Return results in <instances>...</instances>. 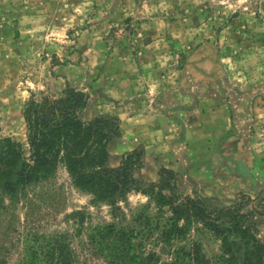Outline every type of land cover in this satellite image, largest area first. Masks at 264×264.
<instances>
[{
  "label": "rangeland",
  "instance_id": "rangeland-1",
  "mask_svg": "<svg viewBox=\"0 0 264 264\" xmlns=\"http://www.w3.org/2000/svg\"><path fill=\"white\" fill-rule=\"evenodd\" d=\"M66 85L87 93L84 118L124 121L111 165L142 145L145 182L166 167L183 194L217 206L244 196L264 239V0H0V134L25 142L24 103ZM169 214L135 190L96 201L58 166L15 195L0 188V264L55 235L74 264H111L97 234L107 226L162 262L192 243L215 261L220 240L200 223L162 240Z\"/></svg>",
  "mask_w": 264,
  "mask_h": 264
},
{
  "label": "trees",
  "instance_id": "trees-1",
  "mask_svg": "<svg viewBox=\"0 0 264 264\" xmlns=\"http://www.w3.org/2000/svg\"><path fill=\"white\" fill-rule=\"evenodd\" d=\"M87 103V93L69 85L58 93L31 94L22 109L25 142L0 134L1 191L15 195L63 166L72 184L96 201L113 206L135 190L149 194L157 206H166L170 214L160 231L165 242L184 237L193 222L220 240V251L213 262L197 243L174 249L170 260L162 262L153 252L135 253L131 236L123 229L107 226L97 234L102 239L100 247L108 249L106 257L111 264H264V239L258 236L255 205L246 206L241 200L244 196L217 206L196 192L183 194L178 190L179 175L171 168H159V180L145 182L136 174L144 164L142 145L125 151L118 164L111 165L109 144L120 137L119 118L98 114L86 119L83 114ZM105 238L110 242L104 244ZM26 254L18 264H74L68 244L60 235L43 237V242L30 246Z\"/></svg>",
  "mask_w": 264,
  "mask_h": 264
},
{
  "label": "crops",
  "instance_id": "crops-1",
  "mask_svg": "<svg viewBox=\"0 0 264 264\" xmlns=\"http://www.w3.org/2000/svg\"><path fill=\"white\" fill-rule=\"evenodd\" d=\"M84 91V90H83ZM132 117V116H131ZM130 117V118H131ZM131 121V120H130ZM121 122L123 123L124 121L123 120H121ZM120 122V125H122V123ZM10 135V134H9ZM12 136V135H11ZM17 139H19V140H21L20 138H17ZM140 143H145V141L142 139V138H139V140H138ZM138 142V143H139Z\"/></svg>",
  "mask_w": 264,
  "mask_h": 264
}]
</instances>
